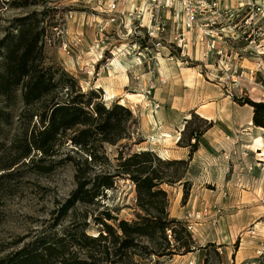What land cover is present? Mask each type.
<instances>
[{
	"label": "rangeland",
	"instance_id": "rangeland-1",
	"mask_svg": "<svg viewBox=\"0 0 264 264\" xmlns=\"http://www.w3.org/2000/svg\"><path fill=\"white\" fill-rule=\"evenodd\" d=\"M108 2L0 0V40L14 31V18L35 14L38 29L45 30L39 56L45 65L74 77L83 92L96 91L99 97L94 101L107 108L122 104L131 113L122 114L128 119L121 140L95 143L96 162L91 161L90 154L77 151L75 145L64 143L56 156L39 154L33 165L15 166L13 175L0 184L5 189L0 202V257L15 249L20 239L28 240L53 223L59 207L77 187L76 163L84 166V160L91 162L87 171L94 177L116 173L121 161L149 150L155 155L152 168L160 170L166 181L161 188L168 193L170 217L185 223L196 247L190 253H199L191 258L182 257L190 253L172 259L163 257L161 263L260 264L264 260V154L255 139L262 137L264 142V127L253 123L250 105L242 103L248 98L264 102V69L255 76L248 73L231 89L227 78L230 73H222L215 59L206 57L202 48L181 55L177 47L167 43L166 47H156L147 37L146 28L130 16L132 0H120L116 13L108 11ZM164 36L168 38L169 32ZM250 62L242 63L243 67L256 69ZM200 104L215 107L219 121L215 127L214 121L203 120L192 110ZM0 107L7 113L0 120L2 173L5 170L1 165L13 155L8 148L29 121L22 116L25 105L20 90L8 104L0 98ZM163 116L168 126L177 123L179 133H175L178 139L174 147H188L187 156L173 158L164 151V146L173 145L176 137L170 136L168 128L160 127ZM236 118L243 123L238 128L234 127ZM209 122L211 126L207 127ZM201 130L206 131L190 155L189 143L195 142L193 135ZM159 159H182L188 164L168 167ZM46 165L52 168L39 170ZM186 189L189 194L184 199ZM104 211L130 221L141 211L136 183L128 174L116 176L114 186L105 189L94 203H78L62 218L58 229L74 220H88L92 224L89 233L97 234L100 225L94 224V219L104 218ZM169 238L176 244L173 235ZM143 244L149 243L143 240ZM156 258L152 264H156Z\"/></svg>",
	"mask_w": 264,
	"mask_h": 264
},
{
	"label": "trees",
	"instance_id": "trees-1",
	"mask_svg": "<svg viewBox=\"0 0 264 264\" xmlns=\"http://www.w3.org/2000/svg\"><path fill=\"white\" fill-rule=\"evenodd\" d=\"M37 18L35 14L14 18V31L0 40V98L8 104L20 90L25 105L22 116L29 121L8 148L13 155L1 165L5 171L0 173V184L13 175L15 168L35 164L39 154L56 156L64 143L75 145L77 151L90 154L91 161L96 162L95 143L121 140L126 132L124 122L128 119H123L122 114L131 116L122 104L107 108L94 101V97H99L96 91L83 92L74 77L45 65L39 57L43 52L45 30L38 29ZM242 104L254 108L253 123L264 127V102L248 98ZM4 116L7 113L0 107V120ZM210 126L209 122L207 127ZM205 131L194 133L195 142L189 143L190 155L198 148ZM154 159L152 151L136 152L121 161L116 173L104 172L94 177L87 171L91 162L84 160L85 167L76 163L77 187L61 204L53 223L28 240L17 241L15 249L0 257V264H152L153 257H157L156 264H162L160 258L172 259L174 255L193 252L196 247L191 232L182 220L170 217L168 193L161 188L166 181L160 170L152 168ZM162 163L168 167L188 164L182 159ZM50 166L39 167V170L48 171ZM11 168L14 170L6 171ZM122 173L136 183L141 211L136 213L135 219H122L104 211V218L94 219V224L100 225L97 234L89 233L92 224L88 220L84 223L74 220L62 230L58 229L62 218L78 203H94L105 189L114 186L115 177ZM187 183L184 182V187ZM4 193L5 189L0 187V202ZM188 194L186 189L184 199ZM169 235L174 236L176 244ZM143 240L149 244H143ZM260 264H264V260Z\"/></svg>",
	"mask_w": 264,
	"mask_h": 264
},
{
	"label": "built area",
	"instance_id": "built-area-1",
	"mask_svg": "<svg viewBox=\"0 0 264 264\" xmlns=\"http://www.w3.org/2000/svg\"><path fill=\"white\" fill-rule=\"evenodd\" d=\"M132 2L134 5L132 4L130 16L136 18L141 27L146 28L152 45H173L181 55L193 48H202L206 57L215 59L222 73H230L227 78L231 89L238 86V80L248 73L255 76L264 69V0ZM120 4V0H109L108 11L116 13ZM112 20L115 21V17ZM167 32L169 37L165 38ZM224 51L227 52L226 55ZM245 61H251L256 69L244 68L242 63Z\"/></svg>",
	"mask_w": 264,
	"mask_h": 264
},
{
	"label": "crops",
	"instance_id": "crops-1",
	"mask_svg": "<svg viewBox=\"0 0 264 264\" xmlns=\"http://www.w3.org/2000/svg\"><path fill=\"white\" fill-rule=\"evenodd\" d=\"M249 107V111L251 112V119H252V112H253V108L251 106H248ZM193 111L197 112L198 114H200L201 116H203L204 118L210 120V121H214V127L219 123L217 117H216V110L212 107V105H196V106H193L191 107ZM237 109L234 107V112L236 111ZM160 114L162 115V112H160ZM161 116H159L160 118ZM250 123V122H249ZM177 124V123H176ZM176 124H173V126H168L167 125V120L164 118V116L162 117V120L160 121V127L163 129H169L170 131V136H175L176 137V140L174 141V144L173 145H167L166 147L164 146V151H166V153L168 154V156L170 157H173V158H183L185 156H187L189 154V151H188V147H180V149L178 148H175V144L177 143V139H178V136L175 134V133H179L178 130L176 129ZM243 125V123L238 120L237 118L235 119V122H234V127L238 128V126H241ZM261 127V126H260ZM173 128H175V130H173ZM201 143V141H200ZM197 155H195L196 157ZM199 255V253L195 252V253H190L189 255L187 256H182V257H187V258H191L192 256L193 257H197ZM255 264V263H253Z\"/></svg>",
	"mask_w": 264,
	"mask_h": 264
},
{
	"label": "bare ground",
	"instance_id": "bare-ground-1",
	"mask_svg": "<svg viewBox=\"0 0 264 264\" xmlns=\"http://www.w3.org/2000/svg\"><path fill=\"white\" fill-rule=\"evenodd\" d=\"M256 143L258 145L259 150L262 149V154H264V142H263V138L262 137H258L255 139Z\"/></svg>",
	"mask_w": 264,
	"mask_h": 264
}]
</instances>
